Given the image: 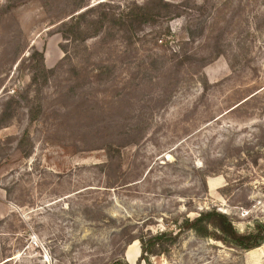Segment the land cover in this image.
I'll use <instances>...</instances> for the list:
<instances>
[{"label": "rangeland", "instance_id": "374dc122", "mask_svg": "<svg viewBox=\"0 0 264 264\" xmlns=\"http://www.w3.org/2000/svg\"><path fill=\"white\" fill-rule=\"evenodd\" d=\"M145 1L0 0V264H149L137 237L185 215L264 221V0H168L185 14L84 42L59 32L79 5ZM35 51L53 70L41 87ZM150 261L264 264V242L189 232Z\"/></svg>", "mask_w": 264, "mask_h": 264}, {"label": "trees", "instance_id": "16d2710c", "mask_svg": "<svg viewBox=\"0 0 264 264\" xmlns=\"http://www.w3.org/2000/svg\"><path fill=\"white\" fill-rule=\"evenodd\" d=\"M77 8H79L78 13L73 14L68 21L62 22L59 30L65 39L72 42H84L90 37L97 36L106 26L127 33L136 26L146 23L156 24L160 21L165 22L173 16L178 17L186 12L183 9L185 4H175L168 0H147L142 4L134 2L119 14L112 11L111 4L106 2H99L83 11L81 5ZM36 55H38L39 65L35 67L31 79L34 84L41 87L47 83L49 74L53 70H48L45 67L43 55L37 51L32 54V59ZM36 106L30 110L31 120H35L40 116L41 103ZM3 111L6 112V109ZM9 116L10 114L6 112V115L3 114L1 119ZM5 123H1L0 127H5ZM28 134L26 131L20 140L22 148L29 140ZM109 151L112 152V147H109ZM256 161L257 159H255ZM174 222L176 230L167 227L156 233L147 232L137 237L142 251L139 261L144 260V262L151 264V257L168 255L171 247L178 244L182 236L189 232H194L200 238L213 239L227 247L243 251L260 247L264 242V221L256 220L250 230L242 232L236 228L230 215L218 210L216 207L201 210L195 218L185 215L182 220L178 218ZM112 264L130 263L120 257Z\"/></svg>", "mask_w": 264, "mask_h": 264}, {"label": "bare ground", "instance_id": "6f19581e", "mask_svg": "<svg viewBox=\"0 0 264 264\" xmlns=\"http://www.w3.org/2000/svg\"><path fill=\"white\" fill-rule=\"evenodd\" d=\"M138 247H139V244H138V241L136 240V241H134V243H131L130 245H129V248H128V250L129 249H138ZM129 258V257H128Z\"/></svg>", "mask_w": 264, "mask_h": 264}, {"label": "water", "instance_id": "95a60500", "mask_svg": "<svg viewBox=\"0 0 264 264\" xmlns=\"http://www.w3.org/2000/svg\"><path fill=\"white\" fill-rule=\"evenodd\" d=\"M131 264V263H130Z\"/></svg>", "mask_w": 264, "mask_h": 264}]
</instances>
